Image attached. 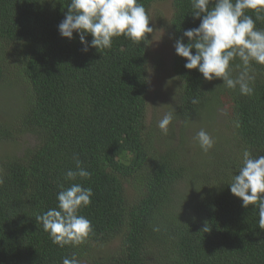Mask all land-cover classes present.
I'll return each mask as SVG.
<instances>
[{
	"label": "trees",
	"instance_id": "obj_1",
	"mask_svg": "<svg viewBox=\"0 0 264 264\" xmlns=\"http://www.w3.org/2000/svg\"><path fill=\"white\" fill-rule=\"evenodd\" d=\"M166 1L139 0L153 29L152 9ZM69 3L0 0V143L16 146L0 156V264H62L73 254L81 264H264L258 211L242 207L228 185L244 150L264 155V66L253 62L254 92L244 96L185 69L173 48L165 108L174 118L165 135L147 113L150 46L119 37L109 50L83 52L77 33L70 41L58 31ZM171 6L172 19L158 14V24L174 45L187 44L183 31L200 20L191 16V0ZM246 14L264 29V19ZM220 107L227 135L207 153L196 143L183 155L186 139L177 131ZM74 154L90 179L66 180ZM194 156L199 160L190 161ZM72 183L93 190L80 214L94 232L79 246L60 248L36 217L57 207L60 185Z\"/></svg>",
	"mask_w": 264,
	"mask_h": 264
},
{
	"label": "clouds",
	"instance_id": "obj_2",
	"mask_svg": "<svg viewBox=\"0 0 264 264\" xmlns=\"http://www.w3.org/2000/svg\"><path fill=\"white\" fill-rule=\"evenodd\" d=\"M191 6V16L200 20V24L183 31V37L189 41L187 44L177 39L174 45L176 55L186 60L185 69L198 70L206 81L220 79L222 86L238 88L241 95L251 96L255 80L252 64L264 66V29H258L253 17L246 13L254 12L256 20L264 19V0H191ZM150 22L139 0H70L58 31L70 41L77 33L83 52L87 53L89 48L100 52L111 49L114 39L119 37L150 46L152 41L148 37L154 33ZM89 35L90 42L86 38ZM236 60L239 63H235ZM235 69L240 72L233 77ZM191 102L199 103L196 98ZM173 118V112L169 111L158 123L165 135ZM195 139L205 153L214 147V139L203 129L197 132ZM73 159L75 170L66 172V180L90 179L91 173L82 166L79 156L74 154ZM228 185L231 194L242 200V207L254 206L253 212L258 211L259 227L264 229V155L253 156L249 150H244L238 175L232 176ZM92 196V188L80 183L68 187L60 185L57 207L36 217L53 244L64 248L86 242L94 228L80 212L90 206ZM153 230L160 229L154 227ZM209 230L206 225L203 232ZM62 264H81V261L73 254L71 258H62Z\"/></svg>",
	"mask_w": 264,
	"mask_h": 264
},
{
	"label": "rangeland",
	"instance_id": "obj_3",
	"mask_svg": "<svg viewBox=\"0 0 264 264\" xmlns=\"http://www.w3.org/2000/svg\"><path fill=\"white\" fill-rule=\"evenodd\" d=\"M172 0H167L166 2H161L154 5L152 9V16L155 18L154 23V33L151 36V58H150V84H149V96H148V116L149 121L162 119L163 115L166 113V106L170 105L172 97H168V89L173 86V71H172V61L173 54L172 50L174 48V44L172 43L171 38L167 35V31L163 26L158 24L160 21L157 17L159 14L160 17L165 21H170L173 17V9H172ZM158 20V21H157ZM177 85V84H176ZM175 85V86H176ZM164 98V100H163ZM159 99V100H158ZM158 100L159 104L158 108L162 109V111H158L154 113V106L156 101ZM1 107L5 111L12 112L11 105H1ZM203 116L197 118L195 122L189 124L185 130L179 129L177 131V138H182L184 135L185 141L182 143L184 145L183 155L187 154V152L191 153V149L197 142L195 136L197 132L201 129L205 130L214 140L221 141L227 133L223 130V125L225 124L226 112L225 109L220 107L217 109L216 114L214 115L213 109L204 110ZM208 114L209 117L206 115ZM157 117V118H156ZM182 125V124H181ZM183 139V138H182ZM31 141L30 138L26 139V142L29 143ZM23 147V146H22ZM16 151V146L10 144H1L0 143V156L11 152ZM195 153V152H194ZM198 161L199 158L194 156L193 159L190 158V161ZM192 161V162H193ZM133 185V184H132ZM131 185V186H132ZM128 186L127 194L132 196L134 193L133 187ZM183 188L182 186H179ZM119 245V241H115V244L112 247H116Z\"/></svg>",
	"mask_w": 264,
	"mask_h": 264
}]
</instances>
